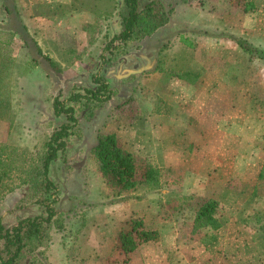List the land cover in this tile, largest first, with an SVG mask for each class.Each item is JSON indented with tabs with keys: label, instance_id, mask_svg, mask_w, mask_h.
I'll return each instance as SVG.
<instances>
[{
	"label": "rangeland",
	"instance_id": "1",
	"mask_svg": "<svg viewBox=\"0 0 264 264\" xmlns=\"http://www.w3.org/2000/svg\"><path fill=\"white\" fill-rule=\"evenodd\" d=\"M254 1L256 13L235 9L229 0L161 1L174 11L170 22L120 65L103 67L116 91L112 100L76 106L78 127L51 168L59 188L53 205L69 216L66 228L53 230L20 264H264L258 230L264 225V59H250L233 39L264 51V0ZM58 6L54 0H0V142L19 150H40L66 122L54 114V98L59 92L69 96L75 85L95 87L92 76L101 67L84 55L85 31L66 29L63 39L73 48L46 37L58 23L50 15ZM112 25L118 29L119 19ZM181 35L192 45L183 44ZM37 45L62 73L49 67ZM74 50L86 65H75ZM191 85L197 89L183 97V87ZM101 133L116 134L136 156L138 180L146 165L156 166L157 189L109 188L91 155ZM30 192L23 186L0 193L7 227L44 213L28 200ZM208 199L219 203L223 224L213 231L216 242L192 233L197 209ZM133 217L159 230L161 239L125 263L117 234Z\"/></svg>",
	"mask_w": 264,
	"mask_h": 264
},
{
	"label": "trees",
	"instance_id": "2",
	"mask_svg": "<svg viewBox=\"0 0 264 264\" xmlns=\"http://www.w3.org/2000/svg\"><path fill=\"white\" fill-rule=\"evenodd\" d=\"M231 7L245 13H256L258 5L254 0H229ZM50 15L65 17L70 12L86 11L94 16L93 23L82 25L87 33L88 51L84 54L90 59L100 62L99 71L92 76L95 87L75 85L69 96L62 92L54 98L53 108L57 117H66V122L53 135L47 138L37 153L7 145L0 142V193L13 192L23 186H30L28 200L32 204L42 206L44 213L34 218L20 220L16 225L7 227L0 217V264H20L26 255H35L37 249L43 247L50 239L52 231H64L65 221L69 217L54 209V195L59 190L51 179L53 163L68 148V141L78 127L76 106L90 103L94 106L112 100L116 91L111 88L110 75H103V67L120 65L133 49L141 47L146 38H150L158 30L166 26L173 10H168L160 0H154L143 10H139L138 0H73L71 5L60 4L52 8ZM119 18L121 31H112V23ZM181 42L192 45L181 35ZM235 42L250 55V59H264V51L258 50L248 42L233 38ZM1 45V44H0ZM38 46V45H37ZM75 55V65H86L82 53L70 51ZM38 53L55 72L62 73L64 68L50 56H45L38 46ZM73 63V62H72ZM264 141V130L262 132ZM91 155L100 166V173L107 186L114 191H134L140 185L157 189L160 171L151 164L143 171V181L138 180L139 166L136 156L128 151L114 133L99 134ZM264 179V164L259 176ZM219 203L215 199L206 200L198 209L194 221V236L205 235L210 242H216L213 231H219L223 224L219 217ZM264 234V225L258 228ZM161 234L158 230L149 229L141 217H133L128 227L117 234L120 261L131 260L132 254L146 244L159 242Z\"/></svg>",
	"mask_w": 264,
	"mask_h": 264
},
{
	"label": "crops",
	"instance_id": "3",
	"mask_svg": "<svg viewBox=\"0 0 264 264\" xmlns=\"http://www.w3.org/2000/svg\"><path fill=\"white\" fill-rule=\"evenodd\" d=\"M54 1L59 3V5L60 4L71 5L73 0H54ZM152 1H154V0H138L139 10H143ZM51 2H52V0H51ZM54 17L56 18V21H58V23L54 24L53 27H51L49 29V32H47L46 37H51L50 38V42H52L54 44L56 43V44H59L61 47H69V48H73L74 44L67 45L66 44L67 41L63 39L64 38V34L66 33V31H68L66 29L72 27L71 30L72 29L74 30L73 33H75L77 35L80 34V33L82 34L84 32V30L82 28V25L86 24V23H93L95 21L94 16L91 13L86 12V11H75V12H70L65 17H56V16H54ZM116 18L119 19L118 17H116ZM112 28H113V25H112ZM71 30H69V31L71 32ZM112 31H114L115 33H119L121 31V27H119L116 30L112 29ZM49 33H50V36H48ZM154 36H155V33H154V35L152 37L146 38L145 40H143L142 43H141V46H142L144 41L149 40V39L153 38ZM46 37L44 36V40L45 41L49 40ZM142 73H143V71L139 73V76H141ZM123 78H124L123 81H127V79H128L126 76H123ZM191 88H196V87L194 85H191L190 87H183V90H182L183 91V97L190 98V96L192 95L193 91H195V90H193ZM187 101H188V99L184 100V103H186ZM186 105L189 106V104H186ZM199 118H200V116H199V114H197V118H196L197 119V125H199L198 127L201 130L203 129V131H204L206 129L207 125H205L203 123V121L200 120ZM181 120H183L182 123H184L185 120H186V122H189V119H181ZM261 130L263 131V129H261ZM202 135H205V133L203 132ZM204 142H205V140H204ZM205 154L207 155L208 151ZM153 230H157V229H153ZM147 245L148 244H146L144 247H142V249L134 252L132 254V256L135 255L137 252L143 250ZM113 252L114 251H112V253Z\"/></svg>",
	"mask_w": 264,
	"mask_h": 264
}]
</instances>
